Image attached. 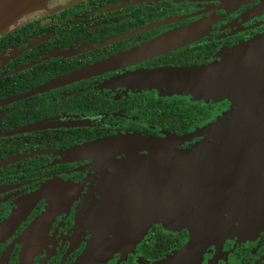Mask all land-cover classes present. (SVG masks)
Wrapping results in <instances>:
<instances>
[{
	"label": "flooded vegetation",
	"instance_id": "obj_1",
	"mask_svg": "<svg viewBox=\"0 0 264 264\" xmlns=\"http://www.w3.org/2000/svg\"><path fill=\"white\" fill-rule=\"evenodd\" d=\"M64 20L69 27L56 31L54 24ZM30 22L33 31L0 42V83L5 85L0 92L17 87L10 77L18 72L35 80L37 74L28 76L31 67L53 77L11 96L0 95V264L262 262L264 228L249 235L214 231L202 246H194L200 232L191 238L187 228L179 227L181 215L172 213L177 202L149 216L137 200L123 198L127 175L164 172L170 159L148 150L77 149L118 134L164 139L213 124L230 109L228 99L174 94L144 75L214 69L230 61L264 34V0H70L59 11L25 23ZM165 36L172 37L174 48L158 44ZM35 39L39 42L32 45ZM152 45H159L149 48L156 53L143 52L117 69L22 99L37 97L30 103L35 115L25 122H3L22 101H12L15 96ZM43 103L54 104L50 110L59 105L57 113L39 119ZM53 118L70 125L17 133ZM206 139L193 135L176 148L187 150Z\"/></svg>",
	"mask_w": 264,
	"mask_h": 264
},
{
	"label": "water",
	"instance_id": "obj_2",
	"mask_svg": "<svg viewBox=\"0 0 264 264\" xmlns=\"http://www.w3.org/2000/svg\"><path fill=\"white\" fill-rule=\"evenodd\" d=\"M31 0H0V35L12 29L7 23ZM39 39L32 43L36 44ZM174 48L172 37L165 36L158 43ZM147 46L138 52H128L105 61L85 66L69 75L54 79L26 93L12 98L19 101L70 84L80 79L111 71L126 65L128 60L150 52ZM152 49H149V48ZM156 53L155 51L150 54ZM147 72L144 76L157 83H164L174 94H191L202 97L241 96L231 103L230 109L213 124L197 133L177 137L166 135L154 139L139 134H118L95 140L78 148L79 151H102L104 149L132 154L135 150H148L161 154V159H170V168L165 171L137 172L127 175L123 198L135 199L144 214L153 216L165 207L181 215L187 206L186 195L191 180L207 183L206 205L197 228L194 246H202L214 231L233 230L245 235L257 234L264 228V52L247 55L236 51L228 62L219 67L195 69H170ZM191 74H196L193 78ZM165 78H168L165 80ZM165 86V85H163ZM212 90V91H210ZM171 93V92H170ZM68 122L59 118L46 119L25 127L17 133L68 127ZM197 135H206V146L212 168L210 172L195 171L190 156L196 150H179L178 143ZM70 153V152H69ZM164 156L165 158H162ZM163 166V165H162ZM164 168V167H162ZM161 168V169H162ZM197 189V188H196ZM184 200V201H183ZM171 213V212H170ZM233 216V220L231 217ZM175 218V217H174ZM231 225V227H229ZM196 241V242H195ZM257 264H264L263 261Z\"/></svg>",
	"mask_w": 264,
	"mask_h": 264
},
{
	"label": "rangeland",
	"instance_id": "obj_3",
	"mask_svg": "<svg viewBox=\"0 0 264 264\" xmlns=\"http://www.w3.org/2000/svg\"><path fill=\"white\" fill-rule=\"evenodd\" d=\"M69 3L70 0H31L7 22L9 23L7 27L13 28L19 26L29 20H32L35 17L46 14L48 11L57 12ZM242 51L247 55L264 52V34L253 39L249 43V45ZM218 98H226L230 103L235 104L239 101L241 96H224L223 94H219ZM206 140L195 143V145L192 147L197 150L194 153H191L190 156L193 158V161L195 163V171H203L204 173H209L212 168L210 155L208 151H200L201 146H206V144L209 143ZM192 147L190 149H192ZM203 181L204 182L197 183L193 179L191 180L186 199H184L187 206L183 210L184 213H182L180 216L181 223L179 224V227L187 228L189 230L190 236L193 235L191 236V238H194L195 234L197 233L199 221L201 219V215L207 201V195L205 192L207 183H205V180ZM231 220H233V216L231 217ZM229 227H231V225H229Z\"/></svg>",
	"mask_w": 264,
	"mask_h": 264
},
{
	"label": "trees",
	"instance_id": "obj_4",
	"mask_svg": "<svg viewBox=\"0 0 264 264\" xmlns=\"http://www.w3.org/2000/svg\"><path fill=\"white\" fill-rule=\"evenodd\" d=\"M80 6H82V5H79V7ZM76 7H78V6H72V8H76ZM63 15L64 16H67L68 15V16L72 17L70 15V12L69 11H65L63 13ZM57 23H58V21L56 22V24H54V27H55L54 29L56 31L63 30L65 28H68L69 27V25H67V22L65 20L64 21H59L60 24H57ZM77 24L74 23L73 26H76ZM34 25H35V23H32V22L25 23V24H21L20 26H18L17 28L13 29L12 31L5 32L2 35H0V42H3V40L6 37H8L9 35L10 36L13 35L14 38L21 37L22 35H24V33L33 31L34 28H35ZM59 32H61V31H59ZM57 40H59V39H56V41ZM53 41H54V39H52V41L49 42V43L52 44ZM66 42H64V41L61 40V44H64ZM30 70H32L33 73H30L28 76H32L34 74H37L35 80H31L30 79L31 77H27V78L23 77L22 78V76L18 72V74H16V75L14 74L12 77H10L11 78L10 80L13 79L12 82L17 87L12 88V89H9L7 94H4L3 91H1L0 92V95H2V96H11L12 94H15L17 92L26 90L27 88H29L31 86H34V85H37V84H41V83L47 81V79H50V78L53 77V76H49V75L46 76V74H47L46 69H41V70L38 69L37 70V67H31ZM24 83H25V86L23 85ZM10 85H12V84H10ZM0 87H1L0 90H4V88H5L4 83H0ZM34 98H37V97H34ZM34 98L27 99V100H22L21 102H18L16 104H14L15 110L12 112V114L10 116H8L7 118H5L3 120V122L4 123H7L8 121H13V120H15V122H16L19 119H21L22 121L25 122V120L27 118L31 117L32 115H35L36 110H33L32 109L33 106H30V103L33 101ZM59 104H61V103H59ZM51 105H54V104H51ZM51 105H48V103H43L42 104V107L43 108L40 109V111L37 114V117H39V119H42V118L43 119L44 118H50V117L53 116L52 114L57 113L59 105L53 106L52 110H50V108H48V107H50ZM35 117L36 116H33V118H35ZM29 135L31 136L33 134H29Z\"/></svg>",
	"mask_w": 264,
	"mask_h": 264
}]
</instances>
